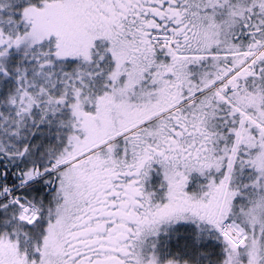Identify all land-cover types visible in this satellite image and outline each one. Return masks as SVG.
I'll list each match as a JSON object with an SVG mask.
<instances>
[{
  "label": "snow or ice",
  "instance_id": "1",
  "mask_svg": "<svg viewBox=\"0 0 264 264\" xmlns=\"http://www.w3.org/2000/svg\"><path fill=\"white\" fill-rule=\"evenodd\" d=\"M0 264H264V0H0Z\"/></svg>",
  "mask_w": 264,
  "mask_h": 264
}]
</instances>
